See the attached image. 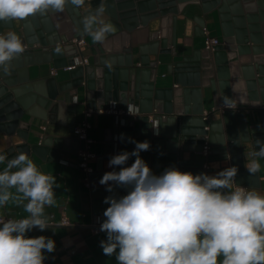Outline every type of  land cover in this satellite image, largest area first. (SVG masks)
Segmentation results:
<instances>
[{
	"label": "water",
	"instance_id": "1",
	"mask_svg": "<svg viewBox=\"0 0 264 264\" xmlns=\"http://www.w3.org/2000/svg\"><path fill=\"white\" fill-rule=\"evenodd\" d=\"M103 2L107 16L105 20L117 29L103 44H94L91 37L84 33L82 23L86 9L94 10L100 0H86L85 8L81 9L69 4L63 12L50 10L45 15L37 14L23 21L0 22V33L15 31L25 45L24 53L12 61L11 75L0 73V127L7 128L10 133H18L25 140L9 150L45 153L53 146L58 154V149L62 148L79 156L80 149L85 145L83 140H77L80 142L77 148H70L67 141L64 144L57 139L53 143L45 135L37 134L33 139L29 130L31 124L25 120V115L45 117L47 111L53 119L55 114L62 115L69 108L75 113V97L84 87L87 107L108 108L112 102H117L119 108H125L129 103H134L139 105L140 112L136 117L127 114L115 116L114 124L105 137V147L97 161L96 171L89 173L90 178L119 171L121 166L110 168L108 161L123 151H133L135 144L129 142L131 140L149 142L150 149L142 151L140 156L151 170L157 168L152 170L157 176L163 174L158 167L164 165L179 166L180 171L194 175H215L236 166L237 185L260 188L259 174H250L245 164L246 157L253 150V143L256 140L264 142V0ZM191 4H199L204 13H211L214 9L219 11L223 42L212 51L205 48L202 54L196 50L193 57L186 56L181 61L168 64L174 83L180 86H156L158 75H166L158 67L159 46L162 47L160 52L172 51L167 47L176 45L177 15L187 13ZM256 5L260 7L259 14ZM259 18L262 24H259ZM140 26L149 27L150 42L139 45L140 65L136 66L131 34ZM200 26L205 28L206 21H200ZM74 37H83L85 45L91 49V64L68 68L75 63L77 56L83 54L81 48L71 43ZM121 44L125 51L123 54L118 51ZM148 50L155 54L152 59L147 54ZM225 50L229 51L232 60H239L243 64L249 88L247 95L253 101L252 106L245 107L243 101L246 100L241 94L230 92L226 64L228 53ZM211 55L217 65L219 87L211 75L209 86L214 110L204 119L202 75L206 76V70L212 67L199 61V57L204 59ZM106 62L111 64L110 69ZM253 62L259 74L258 81L254 79ZM51 64L57 71L66 69L69 77L58 80L56 75L51 74ZM34 87L39 93H30L29 90ZM224 104L232 106L223 107ZM252 111H258L260 117L257 118ZM254 118L259 120L252 123ZM153 126L156 129L153 130ZM206 126H209L208 130ZM134 160L135 157H130L124 166H131ZM126 189L114 185L113 191H106V195L115 197L118 192L119 199L128 191Z\"/></svg>",
	"mask_w": 264,
	"mask_h": 264
},
{
	"label": "clouds",
	"instance_id": "2",
	"mask_svg": "<svg viewBox=\"0 0 264 264\" xmlns=\"http://www.w3.org/2000/svg\"><path fill=\"white\" fill-rule=\"evenodd\" d=\"M69 4L81 9L86 0H0V22L63 12ZM105 11L100 0L82 17L83 31L94 44H103L117 30L103 18ZM24 51L15 31L0 33V73L11 75L12 61ZM129 142L135 144L133 151L108 161L110 168L121 166L120 170L106 172L99 181L108 192L114 185L129 189L119 199L104 200L110 205L100 226L107 234L100 242L106 256L115 254L118 264H264V194L237 185L236 166L215 175L169 167L157 176L140 156L150 149L149 142ZM130 157L134 162L124 166ZM260 158L264 142L256 140L246 157L250 174L260 172ZM0 165H5L0 170V209L12 203L28 213L21 219L0 218V264H44V252H53L55 241L26 233L51 227L45 208L57 205L56 177L41 171L25 152L12 158L0 153Z\"/></svg>",
	"mask_w": 264,
	"mask_h": 264
},
{
	"label": "crops",
	"instance_id": "3",
	"mask_svg": "<svg viewBox=\"0 0 264 264\" xmlns=\"http://www.w3.org/2000/svg\"><path fill=\"white\" fill-rule=\"evenodd\" d=\"M256 6L257 14H259L260 7L258 5ZM103 18L107 19V16L104 14ZM203 20L206 21L207 34L223 38L219 11L214 9L211 13H204L199 4H191L187 13L184 14L180 12L177 15L176 45L167 47L172 49V51L160 52L162 47L159 46V52L157 53L158 67L159 71L161 73L166 72V75H158L156 86H180L174 83L173 73L172 71L171 73L168 71V64L181 61L186 56L193 57L196 50H199V52L201 51L203 54L205 49V35L203 31L204 27L200 26V21ZM258 22L262 24L260 18ZM166 34V37L169 38L168 26L166 28ZM131 42L134 50V62L135 65L138 66L140 65L139 45L150 42L149 27L140 26L133 31L131 34ZM122 46L123 44H121L118 50L121 54L125 53ZM81 49L83 52L82 55L88 57V64H91L93 62L91 49L86 45ZM225 51L228 53L226 64L229 73L227 81L231 89L230 92L232 94H248L249 88L243 64L239 60H232L229 51ZM147 54L150 59L155 55L151 50H148ZM199 61H203V64L212 67L206 70V76L204 74L202 75L201 83L204 94V108L205 112H207L210 111L214 105L212 90L209 86L211 75L215 78L217 87H219L217 65L213 59V55H211L210 58L204 59L199 57ZM51 66V74L56 75L58 80H64L69 77L66 69H59L57 71L53 67V64H51ZM254 68L256 72L257 69L256 67ZM34 72L37 73L38 71L35 70ZM34 72H31V74ZM255 77L258 78L259 74H256ZM29 91L31 94L38 92L36 87ZM74 102L76 104L75 113H72L69 108L62 115L59 113L57 115L55 114V117L52 119L46 111L45 117L36 114H27L25 115V120H28L31 124L29 130L33 139L36 138L37 134H39V136L45 135L48 136L53 143L55 140L61 139L64 144L67 141L70 148L74 146L77 148L78 145H80V142L77 140L80 141L81 139L76 134L75 127L87 118L90 123L88 133L94 140L92 145L94 154L90 158L89 164L93 167V171H96L97 161L100 159L103 148L105 147V137L110 132V127L114 124L116 114L113 112H95L89 117H86L85 110L88 107L84 87L80 88L79 95L75 97ZM37 106L40 108V105ZM224 106L226 107L225 104L223 107ZM252 113L254 112L252 111ZM258 113L257 111L253 115H256L258 118L260 117ZM46 114L48 115L46 116ZM258 120L259 119L254 118L252 123ZM154 129H156V126H153V130ZM154 134H157L156 131H154ZM24 142V138L18 133H10L7 128L0 127V153L6 152L8 157L12 158L19 152L16 150L10 151L9 148L11 146L21 145ZM55 150L56 149L52 146L45 150V153H37L35 151H26L25 153L29 155L41 171L56 177V182L58 184V187L55 189L57 205L51 208L46 207V214L55 222H60L63 214H65V218L69 223L51 224V227L44 231L33 228L26 233V236L38 237L43 235L55 241V250L51 253L44 252L46 256L44 264H118L115 254L106 256L100 246V242L107 239L106 232L94 230V228L97 227L96 221L98 219L102 222L106 219L103 216V212L108 206V204L104 203L107 197V186L99 183L102 177L90 178L89 173L79 165V156L77 154L62 148L58 149V154ZM259 162L261 164V169L258 174L261 184L260 188L257 190H259L261 194H264V158H260ZM4 166L5 165H0V170H2ZM169 167L179 169V166L164 165L158 167V170L164 172L165 169ZM156 169L157 168H152V170ZM126 190L129 191V189ZM13 191L15 190L13 189ZM128 191H125L124 195H126ZM118 196L119 194L116 192L115 198H118ZM27 216L28 213L24 211L22 206L18 207L12 203H9L4 209H0V218L20 219Z\"/></svg>",
	"mask_w": 264,
	"mask_h": 264
},
{
	"label": "built area",
	"instance_id": "4",
	"mask_svg": "<svg viewBox=\"0 0 264 264\" xmlns=\"http://www.w3.org/2000/svg\"><path fill=\"white\" fill-rule=\"evenodd\" d=\"M204 34H205V39H204V44H205V48L209 49V50H214L215 46L218 45L219 43L223 42V38H220L219 36H212L207 34L206 30L207 27H205L204 29ZM61 43H68L67 41H62ZM71 43H73L76 47L78 48H82L83 46H85V40L83 37H74L71 40ZM89 63V59L88 57L84 56V55H80L77 56L75 59V63L68 66V68H74L76 65L78 64H88ZM214 110V107L210 110L204 113V119L208 118L209 113ZM95 112H108V113H115L116 115H120V114H127V115H134L135 117L138 116L140 114L139 112V107L138 105L134 104V103H129L127 105V107L125 108H119L117 102H112L111 106L108 108H104V107H99V108H92V107H88L85 110V116L89 117L90 115H92ZM90 127V123L88 121V119L86 118L84 121H82L78 126L75 127V132L78 135V137L84 141L85 145L84 148L80 149L79 151V157H80V161H79V165L86 170L88 173L92 172L94 169L93 167L89 164V160L90 158L93 156V150H92V145L94 140L89 136L88 133V129ZM207 130L209 129V126L205 127ZM208 138V135H207ZM208 148V144L207 142L205 143V149ZM206 152V150H205ZM247 189V187L245 186H241ZM4 219H10V218H4ZM21 219V218H20ZM68 220L65 218V214H63L62 219L60 220V222H55L53 220H51V224H68ZM103 222L98 219L96 221V226L94 228L95 231L100 230V226Z\"/></svg>",
	"mask_w": 264,
	"mask_h": 264
},
{
	"label": "bare ground",
	"instance_id": "5",
	"mask_svg": "<svg viewBox=\"0 0 264 264\" xmlns=\"http://www.w3.org/2000/svg\"><path fill=\"white\" fill-rule=\"evenodd\" d=\"M234 25H233V31H234ZM167 42H168V37H167ZM219 44H222V42L221 43H219ZM236 45H238V44H236ZM233 50V49H232ZM236 51V50H235ZM254 67H256V63L255 62H253V63H251ZM253 72H254V74L256 73V74H258L257 73V71L255 72V68H253ZM255 74V75H256ZM259 78V77H258ZM258 78H256V77H254V79H256L257 81L259 80ZM258 86H260L259 84H258ZM258 89H259V87H258ZM260 93H261V91H260ZM241 96L246 100V101H243L244 102V106L245 107H249V106H252V100L249 98V96L246 94V93H244V94H241ZM233 104H236V103H233ZM223 106V105H222ZM226 106H232V105H226ZM225 107V106H224ZM206 129V128H205ZM207 130V129H206ZM231 164V163H230Z\"/></svg>",
	"mask_w": 264,
	"mask_h": 264
}]
</instances>
